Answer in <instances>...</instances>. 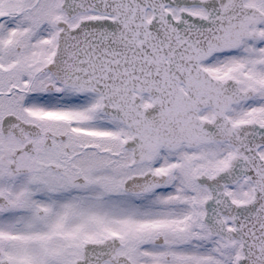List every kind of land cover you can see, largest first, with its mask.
I'll return each mask as SVG.
<instances>
[{
  "label": "flooded vegetation",
  "instance_id": "flooded-vegetation-1",
  "mask_svg": "<svg viewBox=\"0 0 264 264\" xmlns=\"http://www.w3.org/2000/svg\"><path fill=\"white\" fill-rule=\"evenodd\" d=\"M77 1L0 0V264H264V0Z\"/></svg>",
  "mask_w": 264,
  "mask_h": 264
},
{
  "label": "water",
  "instance_id": "water-1",
  "mask_svg": "<svg viewBox=\"0 0 264 264\" xmlns=\"http://www.w3.org/2000/svg\"><path fill=\"white\" fill-rule=\"evenodd\" d=\"M78 3L77 0H66V3H65V10L66 11H73L75 9V5ZM79 29L78 28H73L72 30L70 31H65L64 33H62L60 35V48L59 50L57 51L55 57H54V60L52 62V64L50 65V68H52L53 71H55V75L57 76V65H58V60L63 56L62 55V45L63 43L65 42V40H67L66 38L68 37H74L76 35V32L77 30ZM127 30V33L125 32V36L127 35L129 38H130V43H137V40L139 38L143 39V38H148L144 35V32L142 31V29H138V28H135V27H128ZM114 36H117V33L115 32L114 30V33H113ZM147 36L148 33H146ZM131 39H134V40H131ZM132 41V42H131ZM136 51V48L133 47V46H130L129 45V52L132 53V52H135ZM71 83H79V84H91L92 83V80L90 78L89 75L87 74H80V75H76L75 79H72ZM245 244L249 245V240H245ZM252 252V250H250L249 247H245V258H243L241 260V264H249L250 260H251V257H250V253Z\"/></svg>",
  "mask_w": 264,
  "mask_h": 264
}]
</instances>
